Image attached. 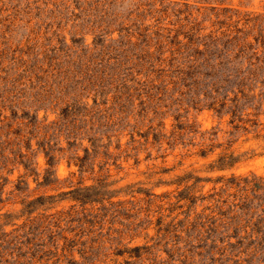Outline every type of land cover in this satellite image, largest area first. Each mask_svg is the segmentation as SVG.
Wrapping results in <instances>:
<instances>
[{"label":"rangeland","instance_id":"374dc122","mask_svg":"<svg viewBox=\"0 0 264 264\" xmlns=\"http://www.w3.org/2000/svg\"><path fill=\"white\" fill-rule=\"evenodd\" d=\"M0 264H264V0H0Z\"/></svg>","mask_w":264,"mask_h":264}]
</instances>
